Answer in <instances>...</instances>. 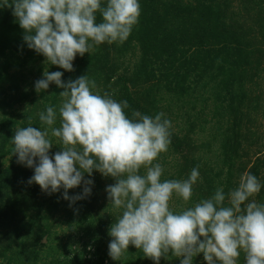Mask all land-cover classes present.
Here are the masks:
<instances>
[{
  "label": "rangeland",
  "instance_id": "rangeland-1",
  "mask_svg": "<svg viewBox=\"0 0 264 264\" xmlns=\"http://www.w3.org/2000/svg\"><path fill=\"white\" fill-rule=\"evenodd\" d=\"M139 3V21L128 39L95 46L83 57L77 54L71 72L45 64L43 55L28 48L12 9L0 8V171L12 160L15 129L28 126L29 118L32 126L43 128L39 112L60 103L63 89L54 83L40 93L35 90V81L47 68L63 72L64 81L87 75L101 94L108 92L117 101H127V89L148 95L147 115L163 112L171 121V144L158 161L165 169L162 179H187L196 167L200 173L188 204L173 197L176 210L211 197L220 186L228 193L245 172L261 182L255 199L264 203V0ZM101 21L98 12L97 22ZM213 35L216 42L225 41L221 51L209 46ZM192 44L197 45L199 67L184 60ZM135 111L140 112L139 107ZM125 112L131 113L129 108ZM53 142L54 157L62 148L55 138ZM22 167L28 172H20L13 187L16 192L24 189L22 202L12 208V218L11 211L6 219L0 218V264H155L134 245L121 261L108 254L113 239L109 230L119 211L106 188L115 178L97 170L91 176L85 173V179L93 180L91 194L70 206L63 188L52 194L42 191L38 184L28 183L34 169ZM83 187L81 183L69 189L68 195L82 193ZM168 257L159 264H180L182 259L171 252ZM192 264H207L203 253ZM238 264H245L243 252Z\"/></svg>",
  "mask_w": 264,
  "mask_h": 264
},
{
  "label": "clouds",
  "instance_id": "clouds-1",
  "mask_svg": "<svg viewBox=\"0 0 264 264\" xmlns=\"http://www.w3.org/2000/svg\"><path fill=\"white\" fill-rule=\"evenodd\" d=\"M3 7L12 9L29 49L43 55L45 64L69 72L77 54L126 41L141 14L139 0H0ZM62 76L45 68L35 81L37 93L52 83L63 89L58 106L39 112L44 127L32 126L29 118L11 138L17 162L34 169L29 184L48 194L63 188L71 206L91 194L93 180L85 173L97 170L115 178L106 188L119 211L109 230L113 260L121 261L134 245L155 264L169 252L182 257L180 264H192L199 253L207 264H238L241 252L245 264H264V203L255 199L262 185L254 174L245 172L228 193L220 186L211 197L176 210L173 197L188 204L201 178L196 167L187 179H162L165 169L158 161L171 144V121L163 112L153 117L133 110L129 118L128 102L101 94L94 79L81 75L64 81ZM54 138L62 150L53 157ZM81 183L82 193L69 196L68 190Z\"/></svg>",
  "mask_w": 264,
  "mask_h": 264
},
{
  "label": "trees",
  "instance_id": "trees-1",
  "mask_svg": "<svg viewBox=\"0 0 264 264\" xmlns=\"http://www.w3.org/2000/svg\"><path fill=\"white\" fill-rule=\"evenodd\" d=\"M137 31L138 33H140V30H137ZM215 37H216L215 35L212 36L211 38L212 42L209 43V46L214 45L216 47V50L221 51L223 48L222 46L224 45L225 41L222 40L221 42H216ZM170 45H173V42H171ZM192 45L194 49L189 53V55H187V57H185L184 60H186L185 62H187L189 59L188 64L199 67L200 66L199 62H197L199 59V53L196 50L197 45H194V44ZM209 46H207L208 49H210ZM214 46H212V48H214ZM174 47L175 49H178L177 44H175ZM180 53L182 54V57H184L183 55L184 52L182 50H180ZM216 57L212 60L213 63L215 62ZM222 63L223 62L221 60L219 64L222 65ZM185 69L189 70V66L185 67ZM219 82H222V81L220 80ZM127 90L128 91L126 92L127 94L126 99L129 105L128 108L131 111V113L129 114V117L131 118L132 112L133 110H135L136 107H139L140 112L145 115L150 113L149 104L151 101L148 100L149 99L148 95L142 96V93L135 89H131V90L127 89ZM12 149L10 150L11 153H12ZM20 165L21 164L17 162V155L12 154V160L9 163V165L0 171V218H2V220L8 217L9 211L12 212V208L17 204L19 205L22 202L21 199H23L24 197V189H19V191L17 192L13 190V187L15 186V183L18 180L19 173L24 172V171L28 172V169L25 170L24 167H22L23 165L22 166ZM13 214L14 213L12 212L10 218H12ZM96 254H97V251L93 255H96ZM93 259L94 258H86V261L92 263L93 261H95ZM93 263L100 264V263H97L96 261Z\"/></svg>",
  "mask_w": 264,
  "mask_h": 264
}]
</instances>
